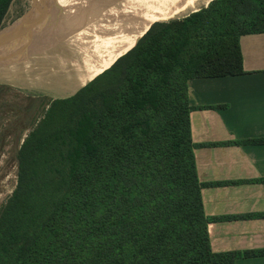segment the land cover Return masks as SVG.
I'll list each match as a JSON object with an SVG mask.
<instances>
[{
  "label": "trees",
  "instance_id": "obj_1",
  "mask_svg": "<svg viewBox=\"0 0 264 264\" xmlns=\"http://www.w3.org/2000/svg\"><path fill=\"white\" fill-rule=\"evenodd\" d=\"M11 2L0 0V27ZM200 9L89 47L84 59L96 56L66 91L82 87L47 102L19 145L16 183L0 206V264H234L264 255L211 248L208 224L235 217L207 216L201 190L238 182L199 180L194 151L206 144L192 140L188 97L191 79L246 73L239 40L264 33V0Z\"/></svg>",
  "mask_w": 264,
  "mask_h": 264
},
{
  "label": "crops",
  "instance_id": "obj_2",
  "mask_svg": "<svg viewBox=\"0 0 264 264\" xmlns=\"http://www.w3.org/2000/svg\"><path fill=\"white\" fill-rule=\"evenodd\" d=\"M239 43L245 74L188 81L191 114L204 113L196 129L191 120L193 142L206 144L194 151L198 178L238 182L201 190L207 216L235 217L208 224L214 252L264 250V143L242 144L264 139V33L243 35ZM213 80L220 82L210 84ZM214 105L223 107L199 109ZM234 264H264V255L237 258Z\"/></svg>",
  "mask_w": 264,
  "mask_h": 264
},
{
  "label": "rangeland",
  "instance_id": "obj_3",
  "mask_svg": "<svg viewBox=\"0 0 264 264\" xmlns=\"http://www.w3.org/2000/svg\"><path fill=\"white\" fill-rule=\"evenodd\" d=\"M127 2L128 0H117L111 9L108 19L106 16H104L98 22L99 24L101 21H104L97 37H95L90 45L86 46L81 51L80 61L77 65V68L68 84L64 87L59 89H57V87H52L58 74L54 71L48 72L49 68L46 69L42 66H39L40 71L37 73L38 75H35L33 72L29 76L27 74L29 69L36 70L38 65L42 63L46 64L45 60L42 59L43 56L41 57V55L46 54L47 51L56 50L58 48L49 47L52 43L50 37H47V43L35 45L36 49L34 50L29 49V51L33 53L28 57V59L23 61L22 64L18 65L17 68H13V70L18 71V73H21V75L13 76L11 72H8L5 75L7 76L6 78H0V206L11 194L16 183V155L19 145L25 138L28 131L31 129L32 125L37 120H39L43 111L47 108V102L52 99L67 97L82 87L77 86L72 90L70 89L69 91H66L71 82L77 79L80 73L90 65L96 56L94 52H92L91 55L90 52H88L87 56L89 55V57L86 56L84 59L86 51L99 37L108 36L115 32H121L130 29L127 28L126 25L121 27V19L123 18ZM23 3L24 0L12 1L11 6L9 7V11H11L13 15L12 19L15 20V17L18 16ZM206 5L199 6L198 9L205 7ZM191 12L193 11L187 12L185 15L182 14L172 19L181 18ZM10 24H12V22ZM10 24H3L0 29L8 27ZM36 62L37 64H34ZM30 65L33 68L30 67L27 69ZM6 70L7 69H5V71ZM216 82L220 81L213 80L209 83L216 84ZM203 114L204 113L202 112H194L191 114V120L194 129L197 128V125L199 126V120ZM204 196L205 201H207L210 197V193L205 191Z\"/></svg>",
  "mask_w": 264,
  "mask_h": 264
},
{
  "label": "bare ground",
  "instance_id": "obj_4",
  "mask_svg": "<svg viewBox=\"0 0 264 264\" xmlns=\"http://www.w3.org/2000/svg\"><path fill=\"white\" fill-rule=\"evenodd\" d=\"M55 1L62 10L63 16L61 21H59L55 27H49V29L40 31L29 49L34 50L36 49L35 45L47 43V37H50V40H52L49 47L58 48L56 50L47 51L46 54L41 55L46 64L42 63L38 65L36 70H30L29 68L32 67L30 65L27 68L29 69L27 74L29 76L33 72L35 75H38L37 73L40 71L39 66L46 69L49 68L48 72L54 71L58 74L52 87H57V89H59L67 85L70 81L80 61L81 51L86 46L90 45L95 37H97L104 21H101L99 24L98 22L104 16L108 19L111 9L117 0ZM209 1L210 0H128L123 18L121 19V27L126 25L127 28L130 29L110 34L105 38L101 47L110 37L116 34L127 33L148 22H161L178 17L182 14L185 15L187 12L198 9L199 6L206 5ZM142 21L147 22L138 25V23ZM136 25L138 26L135 27ZM121 55L113 59L107 67ZM22 63L23 62L14 64L6 71L0 70V78H6L7 76L5 75L8 72H11L13 76L21 75V73L13 70V68H17L18 65ZM34 64H37V62Z\"/></svg>",
  "mask_w": 264,
  "mask_h": 264
},
{
  "label": "water",
  "instance_id": "obj_5",
  "mask_svg": "<svg viewBox=\"0 0 264 264\" xmlns=\"http://www.w3.org/2000/svg\"><path fill=\"white\" fill-rule=\"evenodd\" d=\"M62 16L55 0H33L32 6L18 19L0 29V70L28 59L33 53L29 48L35 37L43 29L57 26Z\"/></svg>",
  "mask_w": 264,
  "mask_h": 264
},
{
  "label": "flooded vegetation",
  "instance_id": "obj_6",
  "mask_svg": "<svg viewBox=\"0 0 264 264\" xmlns=\"http://www.w3.org/2000/svg\"><path fill=\"white\" fill-rule=\"evenodd\" d=\"M31 2V3H30ZM25 4V6H24ZM33 4V0H24V3L22 5V8L20 10V13L18 14L17 17H15V20L18 19L26 10H28ZM13 21H15L14 19H12Z\"/></svg>",
  "mask_w": 264,
  "mask_h": 264
},
{
  "label": "built area",
  "instance_id": "obj_7",
  "mask_svg": "<svg viewBox=\"0 0 264 264\" xmlns=\"http://www.w3.org/2000/svg\"><path fill=\"white\" fill-rule=\"evenodd\" d=\"M13 1V0H12ZM12 3V2H11ZM10 6H11V4H10ZM9 6V7H10ZM9 9L10 8H8V11H7V13H6V15H5V17H4V19H3V21H2V25L3 24H10L11 22H13V20H12V18H13V15H12V12L11 11H9ZM1 25V26H2Z\"/></svg>",
  "mask_w": 264,
  "mask_h": 264
}]
</instances>
